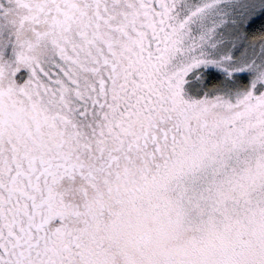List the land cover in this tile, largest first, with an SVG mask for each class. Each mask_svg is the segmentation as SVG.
<instances>
[{"label":"snow or ice","instance_id":"snow-or-ice-1","mask_svg":"<svg viewBox=\"0 0 264 264\" xmlns=\"http://www.w3.org/2000/svg\"><path fill=\"white\" fill-rule=\"evenodd\" d=\"M0 264H264V0H0Z\"/></svg>","mask_w":264,"mask_h":264}]
</instances>
